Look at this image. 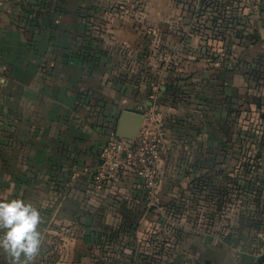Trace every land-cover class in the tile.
I'll return each instance as SVG.
<instances>
[{
	"label": "crops",
	"instance_id": "0c3cea01",
	"mask_svg": "<svg viewBox=\"0 0 264 264\" xmlns=\"http://www.w3.org/2000/svg\"><path fill=\"white\" fill-rule=\"evenodd\" d=\"M55 3L85 7L79 8L84 12L78 18L68 12L59 20L68 21L57 30L58 42L70 47L71 20L85 23L86 7H123L134 0ZM140 4L146 7L143 15L153 12L159 19L168 15L166 6L176 5L170 0ZM37 5L38 0H0V197L23 198L40 210L44 242L34 264L228 261L231 231H238V239L244 227L238 223L241 212L232 218L240 207L230 199L247 201L249 186L254 193L264 190V174L248 173L255 153L248 155L246 142L251 126L260 136L251 148H264V65H158V78L169 79L159 81L157 92L140 82L138 93L130 89V100L120 89L122 80L103 71L104 66L119 70V65H84L80 60L43 65L53 57L52 45L48 49L53 34L49 30L39 36L37 26L28 30L22 23L21 7ZM116 9L108 20L119 15ZM26 22H32L28 15ZM261 27L258 37L264 41ZM123 110L171 121L159 172L163 176L166 169L165 178L173 167L175 181L191 182L189 209L166 205V199L183 195L163 190L165 179L160 178L159 190L149 191L129 171L103 190H93V172ZM259 211L264 213V204ZM234 220L238 225L232 227ZM248 220L255 229L264 228V219ZM257 241L264 246V238ZM216 247L224 252L221 258H215ZM261 255H252L256 264H264V259L258 262ZM0 263L8 264L2 251Z\"/></svg>",
	"mask_w": 264,
	"mask_h": 264
},
{
	"label": "rangeland",
	"instance_id": "374dc122",
	"mask_svg": "<svg viewBox=\"0 0 264 264\" xmlns=\"http://www.w3.org/2000/svg\"><path fill=\"white\" fill-rule=\"evenodd\" d=\"M170 1L175 2L176 5L166 6L168 15L164 19H159L157 15H153V12L151 15H143L146 7L140 4L142 0H134L133 5L123 7L102 6L95 7L96 10L93 6L86 7L87 13H82L83 17L87 15L84 23L79 21L77 16L84 12L79 8L85 7L70 8L55 3L57 0L54 3L52 0H38L37 6L21 7L24 12L22 23L28 30L35 29L37 26L39 36H45L49 30L53 34L50 35V41L48 37V49L52 45L53 57L51 63L43 65L79 62V60L84 65L100 63L101 65H119V70H108V66H104L103 71L122 80L120 89L122 88L124 93L127 92L129 98L131 94H134L131 88L136 89L138 93L140 88L137 86L140 87V82L147 83L157 92L159 81L162 80L165 83L169 79V77L166 80L158 78V65H254L255 63L264 65V41H260L258 37L261 26H264L262 0ZM112 8L114 10L117 8L116 13L119 15H114L108 20L109 14L114 11ZM151 8L158 11L157 6ZM176 8L179 16L174 18L173 13ZM68 12L75 14L77 18L70 23L75 25L71 46L63 47L58 42L57 30L61 31L66 26L67 19L62 22L59 20L64 19ZM127 13L126 19L121 18V15L125 16ZM27 15L31 17V23L26 22ZM0 78H4L3 72H0ZM127 81L133 83L126 85ZM143 103L141 101L140 104L147 106ZM152 112L159 114L156 111ZM166 121L167 123L164 120L167 130L171 121L168 119ZM247 130V153L248 155L255 153L254 158L252 156L253 166H248V173L253 170L255 173L259 171L264 174V148L254 150L251 148L252 144H257L260 136L251 130V126H248ZM249 158L251 159V156ZM159 162L158 181L154 190L160 189L158 188L160 178L165 179L163 190L170 195L177 192H182L183 195L166 199V205L172 208L189 209L193 201L190 196L191 182L189 180L175 181L173 167L169 175L164 178L167 171L164 169L163 176L161 175ZM257 181L260 184L259 180ZM254 191V187L247 188V201L238 200V197L234 196L230 199L231 205L240 207V210L236 211L237 215L231 216L238 218L241 212L239 217L242 215L244 217H241V220L238 219V223L244 227L238 239L236 237L238 231L234 229L231 231L232 241L229 250L227 251L225 247V256L229 255L228 261L225 263L216 261L214 264H256L255 257L252 255L259 256L264 253V246L259 241L255 242L257 238H264V228L255 229V226H252L254 221L249 223L248 220L264 219V213L259 211V207L264 204V190L259 193ZM243 219L244 222H242ZM233 223L232 227L238 225L236 220ZM262 224L264 225V222ZM215 250V258L217 256L221 258L224 253L222 249L218 251L216 247Z\"/></svg>",
	"mask_w": 264,
	"mask_h": 264
},
{
	"label": "built area",
	"instance_id": "2783aa9c",
	"mask_svg": "<svg viewBox=\"0 0 264 264\" xmlns=\"http://www.w3.org/2000/svg\"><path fill=\"white\" fill-rule=\"evenodd\" d=\"M166 133L162 117L146 114L134 138L119 137L116 132L110 134L101 153L102 162L92 175L93 190H102L129 171L138 176L144 186L152 191L158 181V162L168 149Z\"/></svg>",
	"mask_w": 264,
	"mask_h": 264
},
{
	"label": "clouds",
	"instance_id": "9594fccd",
	"mask_svg": "<svg viewBox=\"0 0 264 264\" xmlns=\"http://www.w3.org/2000/svg\"><path fill=\"white\" fill-rule=\"evenodd\" d=\"M43 217L31 201L0 197V251L8 264H34L44 235Z\"/></svg>",
	"mask_w": 264,
	"mask_h": 264
},
{
	"label": "water",
	"instance_id": "95a60500",
	"mask_svg": "<svg viewBox=\"0 0 264 264\" xmlns=\"http://www.w3.org/2000/svg\"><path fill=\"white\" fill-rule=\"evenodd\" d=\"M144 121V115L139 112L123 110L120 114L116 135L119 137L132 139L136 136ZM264 259V255L258 258V262Z\"/></svg>",
	"mask_w": 264,
	"mask_h": 264
}]
</instances>
